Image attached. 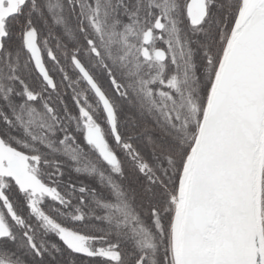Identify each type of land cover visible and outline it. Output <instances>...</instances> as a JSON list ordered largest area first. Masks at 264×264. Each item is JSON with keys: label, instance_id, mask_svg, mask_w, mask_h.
<instances>
[{"label": "snow or ice", "instance_id": "snow-or-ice-1", "mask_svg": "<svg viewBox=\"0 0 264 264\" xmlns=\"http://www.w3.org/2000/svg\"><path fill=\"white\" fill-rule=\"evenodd\" d=\"M0 264H264V0H0Z\"/></svg>", "mask_w": 264, "mask_h": 264}]
</instances>
